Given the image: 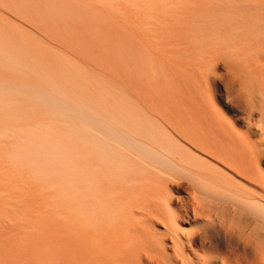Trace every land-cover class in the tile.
Instances as JSON below:
<instances>
[{"label": "bare ground", "instance_id": "bare-ground-1", "mask_svg": "<svg viewBox=\"0 0 264 264\" xmlns=\"http://www.w3.org/2000/svg\"><path fill=\"white\" fill-rule=\"evenodd\" d=\"M91 1H92V3H91L92 5L90 4V2L88 4V3H85L84 1L82 2L79 0H0V4L3 5V8H2V6L0 8L4 9V8H6L4 6H6V4H9L13 8H11V7L8 8V9H10V12L8 11V15H10L9 13H12L11 15L13 16L14 12L20 13V14H18V13L15 14L16 18L19 15H23V12L27 13L26 15L25 14L23 15V17H24L27 15L28 16L33 15L35 10H37V9L39 10V8H41V7L43 9L44 8L48 9L50 11H48V12L45 11L46 13L42 10V12H44L45 14H42L41 16L45 17L44 15H46L48 13L47 17H49V18L54 17L55 18V15H56V18L57 19L60 18L62 20V22L64 23L63 25L66 24L67 25L66 27L69 28V29L66 28V32L64 31L65 33L63 32L62 34H64V36H65V34L67 35L68 33H70V32L67 33V29H68V31H71L69 37L70 38L72 37L71 40L73 42H75L74 41L75 36L78 38L77 39L78 42L75 43V45L78 46L77 44L81 42L78 46V47H80V46H82L81 45L82 42H83V44L88 43L89 44L88 50H90V52L92 50L90 48L92 46H94L93 44L95 43L93 41V43L91 44L92 39L93 40L100 39L99 42L97 40H95L96 42H98V44H100L101 40H103L101 42H104V45L106 43L107 44L110 43V45L113 44V46L111 45L110 48L114 47V49H115L114 44L117 41L118 36H119V35L117 36V34L115 33V30H114V26H115L116 22L118 23V25H120L119 28L123 24L126 25L125 27L130 28V29L127 28V31L130 30V32L126 33L127 35L131 34V31L133 29L132 26H134L135 31L133 34H136L137 27L134 24L131 26V24L134 22L131 17L130 18L133 21L131 24H130L129 19H128L129 17L127 18L128 19L127 23H125L127 21V19L125 22H124V19H122L123 20V24H122V20H121L122 17L121 16L123 14L120 16L121 18L119 17V15H118V17H116V15H114V14L112 15V13H114V11L112 13L107 12V10L103 11V9H100V8L96 7V5L95 6L93 5V2H95V1H93V0H91ZM179 3H180V1H179ZM118 4H116V5H118ZM164 4H165V2H164ZM9 5H7V6H9ZM116 5H113V6H116ZM119 5L121 6V4H119ZM164 6H166V5H164ZM193 6H194V1H193V5L191 6V8ZM102 8H105V7H102ZM112 8H114V7H112ZM22 9H24V11L21 14ZM33 9H35V10H33ZM27 10L28 11L32 10L33 12L29 11L30 13L32 12V14L25 12ZM164 10H165V7H164ZM191 10H193V9H191ZM225 11H227V10H225ZM50 12H52V13H50ZM121 13H122V11H121ZM1 14L2 13H0V45L4 46V50H5V48L8 49L11 54L16 53L17 56L19 55L18 57L23 56L24 54L25 55L27 54L28 57L31 58L30 61H29V59H27V61L30 63V67H31L32 62H34L33 64H35V63L38 65L41 64L39 67L42 66V63H46V65H47V62H48V64L50 63L49 65H51V63H53V65H51L52 67L56 65L54 67L55 68L54 70H53V68L52 69L49 68L51 66H48V65L47 66L45 65V66L47 68H49L47 70L54 71L51 73V74L55 73V74H53L54 76L58 75L57 71H60V73L64 76L67 74H69V76H71V74L74 73L73 67H75L74 70L77 69V71L79 73L83 71L81 73V76H80V74L78 75V72L76 71L77 77H79V78L76 77L77 78L76 82L79 79H80V81H82V79L83 80L86 79L84 77L85 76L84 72L89 73L90 71L87 72V70L90 69V67H92V68L94 67L93 70L95 68L99 69V71L97 70V73L103 74V75H100V77L102 76L101 79L104 77L105 79L104 78L103 79L108 81L107 79H109L111 76H112V78L115 77L114 79L110 78V80L111 79H112L111 81L116 80L119 87L116 86V82L115 83L113 82V84H115V87H117V88L113 87L114 85L112 86L110 84V83H112L111 81H110V83L108 82L109 84H107L106 81L104 83V80H103V81L99 82L101 84H98V85L102 86V84H104L103 85L104 87L99 86L95 89H97V91L102 89L100 91V93L101 92H104V93L106 92L109 94H111V92H112V94L114 93V97L111 96L114 99L110 97V99H112L110 102V105L113 106V107L110 106L111 109H113L115 107L113 104H116V107H117L120 104V102H122V100L125 98V95H126V97L127 96L129 97V100L126 101V99L128 97L125 99V102H127V103L131 99L134 98L133 103H135V108H134L133 112L129 114L128 118L135 124V126L137 125L140 128V130H138L139 128L137 129L135 127V130L136 129L138 130V132H136V133L140 132V134H138V136L140 135L139 138L142 136H144V137L141 138V141H143V142H140V139H138L137 135L135 134L136 135V137H135L136 142H132V139L129 136L128 137L126 136V133H128V131H129L127 128L128 127L127 122H125L126 125H124L125 124L124 123V124H122V126H120L123 128V130H122V128L118 127L119 125H121L120 122L122 120L124 122L127 119V117L125 120L124 119L120 120V118L122 117L121 116L118 120V121H120L119 125H116V124H118V121H116V120L112 121V122H114L113 124H115V125L111 124V120H109L108 117L112 116V120H114V119H113L112 114L107 113V112L111 111V110H109L110 108L106 109V113H107L106 114L105 110H104L105 108L100 107V108H102L101 110L104 111L103 114L104 115L106 114L105 116L110 115V116L105 117V118L102 117L103 114L102 115L100 114L102 111L100 109L97 110V106L99 107V105L103 104L104 100H102V99L106 98V96L105 97L103 96L104 94L101 96V98L102 97H104V98L101 99V98H99L100 97L99 96L98 97L99 100H96V101L102 100V102H101V104H99L97 106H96V104H94L96 106V109H95L93 107V105L88 106L90 103L88 104V102L86 101L87 99L84 100V102L86 101V104L83 103L82 100L80 102H77L76 100L73 101L74 98L72 99V96L75 97L76 96L75 93L73 95L68 94L70 96L72 95L71 97L67 96L66 93H70L74 90V89L69 90L70 88L66 87V85L69 86V84L63 85V86H65V88H67L66 93H64V91H62V90L60 91V89H62V88L65 89L64 87L58 88V86L55 84V86H57V88H56L53 84L54 83L58 84V82H56V81H58V79H56L53 75H51V76H53L54 79H56V81L54 79H52V80H54V82H53L51 80L52 77L50 78L49 76H47L46 77L47 79L50 78L49 82L47 81L48 84L49 85L52 84L53 86L50 85L52 87L51 88L49 85H46L44 83L46 88L45 87H43V88H45V90L43 88L41 89V87H39L38 84L35 85L36 81L38 83V79H39V77H37L38 75L34 77V78L37 77L36 78L37 80L35 79L36 80L35 83L33 82V80L30 79V75H29V79L33 82V84H32V82H31V84L28 83V81H30L28 79V76H26V78H25V80L28 79V81H24V79H23L22 81H24V82H21L19 80L14 79L15 77H18V79L24 78L25 76H22V78H19V77H21L20 74L25 75L31 69L26 71V73L25 72L22 73V70L21 71L19 70L20 76H13V74H12V72H10V70H12L14 68V66H16L15 64L19 60H17L15 62L16 58L14 60V57H12V61L15 62L14 66L12 67V69H10L11 67H9V72L7 71L8 68H7V70L5 69V71H4V73L5 72H7L8 74L10 73L11 76L9 77V75L8 76L5 75L6 73L3 74L0 72V264H264V239H263L264 235H263L262 231H260L261 228H264V224H263L264 223V216H262L264 214L263 213L264 212V171H263L264 168L262 166L260 167V163H261L262 159L264 160V138H260L258 140H255L258 138V136H254V137H257L254 139L253 135L255 132L252 133L251 128H249L250 125H249V127L247 126L248 128L245 127V128H247V129H244L245 131L244 130L242 131V129L240 130L236 127L237 125L236 126L234 125L231 117L229 118L228 116H225L226 115L225 111H224L225 115L223 114L222 111L224 108L221 109L222 111L219 110L220 108L218 109V105L216 104L217 102L215 103V105H217V108H216V106L213 104L214 101L210 100V98H209L210 96L208 97L205 94L206 92L204 91V86H206V88L208 87L207 85H205V80H206V78H208V77L204 76L205 73H203V72L200 73L201 77L199 78V81H198V78L196 79L192 76L190 77V73L188 74V71H190L187 68L188 65L185 68L181 67L183 65H181L178 69L173 68V66H172V64H173L172 59L173 58H172V56L169 55L171 53H167V52H169V50L172 51V49L169 48V47H171V45L166 44L165 46L167 48L166 47L165 48L167 50L163 49L166 52V56L171 57V62L169 60V63H172V64L170 65L167 62V60L169 58L167 59L164 56L160 55L161 51H163V50H160L162 44L159 41H158V43H156V44H161V46H159V45L156 46L157 50L155 49L156 44H153L155 41L154 38H153V40L150 39L153 41L152 42L153 46H151L149 44V43H151V41L150 42H148V41H149V38L152 37L151 36L152 33H151V35H149L150 37L148 36L149 38H147L144 33L141 35L142 37L146 38V39L144 38L146 41H144L143 38L142 39H143V42H148L147 44L149 46L147 45V47L148 48L150 46L152 47V50L148 49L146 46H145V48L140 50V51H143L142 52V53H144L143 55L141 52L138 53L139 48L137 50L134 49L135 51H132V54H130L131 43L128 42L129 40H127V36H124V37H126V39L124 38V40H126L128 45H130V46H128L125 43L124 48L126 51L128 50L127 52H129L131 57H130V55H128L127 52H126V54L128 56L123 55V57L124 56L128 57L125 59L129 63H130V61L132 62V60H133V63L138 61L137 62L138 64L137 65L135 64L134 68H133V65L132 66L128 65L130 68V71L128 72V70H127L128 66H126L125 65L126 62L123 61L124 58L123 59L121 57H120L121 59L119 58V56H122L121 54L118 55L120 52H122V53L124 52V54H125V51H119L118 52V50L120 48L119 49L116 48V49H118L117 54H116V52L112 53L113 56H116V58L113 57L115 60V63H113V64H115V66H117V67L122 65V67H120L121 69L124 68L123 64L125 65L126 68H124L125 70L123 69V72L124 71L128 72L127 73L128 79L131 82H132V80H131L132 78L135 77V79H136V81H133V85H132L129 80H128L129 83L127 82V77H126V79L124 78L126 73L124 76H122V80H119V77L117 76V74L122 71L120 68H119L120 71L116 74V72H114L115 70H113L115 68V66L110 65V67L113 66V68L112 67L111 68H112V71L116 75H114V73L112 71H109L110 73H108V71H107L108 68H106L107 66H105L108 63H106L104 65L105 68L102 71L103 66L101 64L100 65L98 64L101 60L100 61H98L99 59L97 60V62H98V63L96 62L98 64V66H97V64L95 62L93 63L90 61V60H93L91 58L94 55H91V57H90V55L88 54L90 57V60H89L91 62V64H90V62L88 61V58H89L88 55H87V57L85 56L86 52L84 53V51H80L82 48H80V50H79L78 47L76 48V46H74L76 48V50L75 49L72 50L73 46H72V48L67 47V46H70L69 43L71 41L68 42L69 39L67 40V42L62 41V44L64 45L63 51L66 50L67 48H69L71 50L68 49L67 51L68 52L72 51V53L69 54V53H67V51H65L66 52V54H65V52L61 51L62 48L57 47V46L62 47L63 45L62 44L60 45L59 41H58L59 44L57 42H54L55 39H53V37H54L52 35L53 33L48 35L49 37L52 35L53 36L52 38H49L48 36L45 37V35L43 38L42 34H43L44 29H41L43 27H40V26H44L43 23H45V22L47 24V22H48L47 20L44 22L41 20H37L35 18L36 15L34 14L33 15V16H35V17H33V20L35 18L34 24H36V23L40 24V22H38V21H41V23L43 22L41 25L38 24L39 29L37 28V26L35 27L37 29H35L33 26L34 24L32 25L33 27L30 26V24L29 25L28 24L27 25H21V26H30V27L34 28L36 31H41L39 33L42 35V36L40 35L41 36L40 39H43L45 44L47 41L46 39H48L49 42H53L54 44H57L56 46L52 45L51 47H53V48L56 47L59 49V51L53 50L52 48L50 49L49 44H48L49 49L53 50V51H50V52L49 51L48 52L43 51L45 49V48H43V46L45 47V45L42 46L43 42H40L39 39L37 41V38H36L37 34L36 35L34 34L36 37L33 36L35 38L34 40H36V41H34L31 37H28L27 34L24 33V30H22V32H20L21 30H17L14 28L15 26H17V28H18L19 24H21V23H19L20 21L19 22L17 21L18 25L14 24L15 26L12 27L10 23H12L11 21H13V19L10 17L12 20L10 19L11 21L9 20L10 21L9 22L6 19V17L4 18V16H2ZM116 14H120V12H118ZM160 14L162 15L163 13L160 12ZM5 15H7V14H5ZM135 15H134V18L136 17ZM174 15H176L175 12H174ZM128 16H130V15H128ZM23 17L22 16L19 17V20H21V22H23V20L26 19V17L24 19H23ZM261 17H259V19H262ZM77 18L81 19V21L83 20L82 25H85L89 29V31H92V32H89V35H88L90 38H88L87 35H85V33H81V31L85 32L83 26H82L83 30L82 29H81V31L75 30V29H78L77 26L79 24V22L76 20ZM117 18L119 19V21L117 20ZM140 18L141 17L138 16V19H140ZM217 18H219V17H217ZM29 19L30 18H28V20H27L28 23L32 24V21ZM42 19H44V18H42ZM55 19H53V20H55ZM157 19L159 20V18H157ZM14 20L16 22L17 19H14ZM57 21H59V19ZM49 22L52 23V21H50V20H49ZM54 23L55 22L53 21L52 25ZM134 23L137 24V20ZM138 23H139V21H138ZM144 23H146V22H144ZM55 24H54L55 29H54V27H52V28H49V30L54 29V32H56L55 34H57V32H58L57 30H59V32H60V28L58 29V25H60V23L58 24V22H57ZM140 24L141 23H139V26H140ZM183 24H185V23H183ZM142 25H144V24H141V27H142ZM60 27H63V26L61 25ZM125 27L123 28V26H122V29L126 30ZM131 27H132V29H131ZM44 28H45V26H44ZM70 28L72 30H70ZM148 28H150V27H148ZM25 29H26V27H25ZM147 29H146V31H147ZM49 30H48V32H49ZM123 30H121L122 34L125 32ZM28 31H31V29ZM28 31L26 33H28ZM73 31H76L77 34L80 33L81 37H82V38L81 37L80 38L83 41L80 40V38L78 37L80 35H76L74 33L75 36H73V35L71 36V34H73L72 33ZM116 31L117 32L119 31L118 28ZM138 31H139V29H138ZM233 31H234V29H233ZM233 31H232V33H233ZM204 32L205 31H203V33ZM33 33H35V32H33ZM119 33L120 32H118V34ZM205 33L207 34L208 32H205ZM29 35H30V33H29ZM139 35L140 34H138V36H137V34H136V36L133 35L134 37H136V39H135V40H137L136 42H139L140 38H137V37H140ZM203 35H205V34H203ZM40 36L38 35V37H40ZM128 36H130V35H128ZM173 36H174V34H173ZM69 37H67V38H69ZM85 37H86V39H85ZM201 37H203L202 34H201ZM60 38H61V36H60ZM129 38H131V36ZM231 38H232V36H231ZM84 39L88 40V42L85 41ZM89 39H91V40H89ZM119 39H120V37H119ZM43 40H41V41H43ZM59 40L61 41V39H59ZM120 40H122V39H120ZM124 40H122L120 43L122 44V43L126 42ZM130 40L135 41L134 39H130ZM199 41L201 42V40H199ZM64 42H66L67 44ZM136 42L132 44V50H133V48L138 47L137 46L138 43H136ZM170 42H172V41H170ZM181 42H179V43H181ZM39 43H41L42 48H41ZM47 43H48V41H47ZM116 43L118 44L119 42L117 41ZM141 43H139V44H141ZM51 44L52 43H50V45ZM88 44L86 45L87 47H88ZM101 44L103 45V43H101ZM181 44H179V45H181ZM203 44H204V42H203ZM262 44L264 45V43H261V45ZM125 45H127V46H125ZM133 45H136V46L134 47ZM203 46L205 48H207V45H203ZM84 47L85 46L83 45V48ZM139 47H140V45H139ZM141 47H144V43H142ZM46 48H47V44H46ZM162 48H164V47H162ZM172 48H173V46H172ZM176 48H178V47H176ZM85 49H86V47H85ZM85 49H83V50H85ZM111 49H110V51L114 50V49H112V50ZM260 49H262V48L260 47ZM2 50L3 49L1 48L0 52H1L2 56L5 55L4 53L7 54V52L2 53ZM8 50H6V51H8ZM94 50L92 52H94ZM158 50H160V52ZM213 50L216 51L215 48ZM73 51L75 53H76V51L78 53L80 51L81 53H79V54L81 55L83 53L82 54L83 56H79V54H75L76 55L75 56L73 54L74 53ZM86 51H87V49H86ZM155 51L156 52L158 51L159 53L158 52L155 53ZM208 51H210V50H208ZM211 51H212V49H211ZM92 52H91V54H92ZM176 52H177V50H176ZM10 53H8V55H10ZM20 53H23V54H20ZM87 53H89V51H87ZM136 53H138L140 59H143V60H140L139 58H137L138 60H136L135 59L137 57ZM163 53L164 52H162L161 54H163ZM261 53H263L262 50H261L260 54ZM72 54L75 57H73ZM177 54L179 55L178 52H177ZM177 54H175V55L177 56ZM185 54H183V56ZM255 54H256V52H255ZM12 55H15V54H12ZM58 55H59V57H58ZM110 55H108L109 58H110ZM134 55H136V57L133 59H130V58L134 57ZM2 56L0 58H2V60H3V58L6 57V55L4 57H2ZM17 56L15 55V57H17ZM69 56H71V57H69ZM143 56H145V57L143 58ZM181 56H182V54L177 56V57H179L177 59L178 60L181 59L183 57V56L182 57ZM23 57H25V56H23ZM78 57H80V59ZM83 57L85 58V62H82L84 60V59H82ZM210 57H211V54H209V56L207 58L209 59ZM71 58H73V59H71ZM147 58L150 62L148 60H146ZM214 58L216 59L215 52H214ZM17 59H19V58H17ZM86 59L89 62V65H90V66H88L89 68L87 67L88 62L86 61ZM105 59H106V56H105ZM105 59L102 60L103 61V62H101L102 64H104ZM127 59H129V61ZM134 59H135V61H134ZM262 59H264V58L262 57L261 60ZM9 60H11V59H9ZM117 60L120 61L118 64L119 66L117 65V63H118ZM21 61H22V59H21ZM25 61H22V62H25ZM94 61H96V60H94ZM113 61L111 60L110 62H113ZM13 62H7V64H9V66H10V63H13ZM106 62H109V61L107 60ZM226 62H228V61H226ZM29 63L27 64V62H26V63H22V64L29 65ZM83 63L84 64L86 63V67H84L85 65ZM120 63H121V65H120ZM143 63H145V64H143ZM212 63H214V62L212 61ZM248 63H249V61H248ZM58 64L60 65L61 68L59 67ZM73 64H75V65H73ZM92 64L94 66H92ZM95 64H96V66H95ZM141 64L143 66H141ZM146 64L149 67V69H147L148 67L146 66ZM229 64H230V62H229ZM17 65H20L19 67H23V68L25 67L19 63H17ZM76 65L80 69L78 67H76ZM206 65H207V63H206ZM213 65H215V64H213ZM6 66L7 65H5V67L3 66V70H4V68H6ZM34 66L37 67L35 69L39 70L38 66H36V65H34ZM101 66H102V69H101ZM1 67H0V71H2ZM46 67H45V69L43 68L44 71H47ZM210 67H211V65H210ZM230 67L228 66V68H230ZM248 67L249 66H247V68ZM28 68H29V66H28ZM57 68H59V69H57ZM186 68L188 69V71ZM212 68H211V71H212ZM242 68H243V66H242ZM242 68H240V70H239V68H237V70L240 71V74H241V71L243 73L245 72L242 70ZM15 69L18 71L17 68H15ZM15 69H14V71H15ZM132 69H133V71H132ZM249 69H250V67H249ZM32 70L35 72L34 68ZM93 70H91V71H93ZM105 70L108 74L106 72H104ZM229 70H231V69H229ZM256 70H259L260 72H258V71L253 72L252 69L247 70L246 76L244 75L245 77H242V79H240L238 77L239 80L237 79L238 80L237 83H236V81H234L235 77L233 76V74L230 75V77L231 76L234 77L232 79V81L235 82V87L232 88V86H230V85L233 83L228 82L229 83L228 86H230V88H232L233 91H232V89H230L232 92L229 90L228 91L229 93H227V91H226V94H227L226 97L228 96L227 98H230L232 96L233 99H236L237 101L241 102L242 105H244L245 108H247V110L249 109L248 110L249 114L251 113L249 111L253 110V112H255V115H257L258 113L256 114L257 111H254V109L258 110L259 115H260L259 118H261L260 125H261V127L264 128V93H263L264 89L263 90L260 89V86H262V78H264V76L262 78L259 76L260 74L263 75L264 72L261 73L260 69H256ZM14 71H13L14 75L19 73L17 71H15V72H17V73H15ZM100 71H101V73H100ZM211 71L210 72L208 71L209 72L208 74L211 75ZM132 72L134 74V77L131 78V75H129V74H131ZM238 72H237V74H238ZM97 73L94 72L92 76H97V78H98ZM105 73L107 76L104 75ZM122 73H120L118 75H121ZM216 73H217V71H216ZM233 73L236 74L234 72V70H233ZM61 74H59V75H61ZM109 74L110 75L112 74V75L109 77L108 76ZM133 74H132V76H133ZM195 74H197V73H195ZM240 74H238V75H240ZM46 75L47 74L45 73V76ZM59 75H58V77H59ZM62 75L60 76L61 78H63ZM113 75H114V77H113ZM212 75H211V77L213 78ZM242 75L243 74H241V76ZM89 76H87V78ZM129 76H130V78H129ZM196 76H198V75H196ZM235 76L237 77V75H235ZM116 77H118V78H116ZM89 78L91 80V77H89ZM95 78L96 77H94V79ZM231 78H230V80H231ZM73 79L75 80L74 77H73ZM67 80H69V78L65 79V81H67ZM71 80L72 79H70V81ZM86 80H87V82H86V84H87L88 79H86ZM209 80H211L209 82H211V84H213L212 83L213 79H209ZM80 81H78V82H80ZM95 81L96 80H94V81L91 80L92 83H94ZM84 82H85V80H84ZM91 82H90V85L92 87H94L95 85H92ZM64 83H66V82H64ZM62 84H63V82H62ZM72 84L76 86L75 83H72ZM82 84H83L82 85L83 87L81 86V89L85 88V92H86L87 91L86 88H88L89 86H84L85 85L84 83H82ZM95 84H96V82H95ZM105 84L108 85V87H106ZM202 85H203V87H202ZM47 86H49V87H47ZM96 86H97V84H96ZM213 86H214V84H213ZM110 87H113L112 90ZM47 88H51V89H47ZM53 88H56V89H53ZM103 88L105 89V91ZM81 89H80V91H81ZM117 89H118V91H120L119 89H121V91H120L121 93L126 92V94H120V95H122L123 99L121 96L118 95L119 92L116 93L115 91H113V90L117 91ZM227 89H228V87H227ZM46 90H47V92H46ZM48 90L51 91V95L53 93H55V94H53L55 96L56 94L58 95L60 93V96H62V98L66 97V99L68 98L67 100H70L67 103L66 102L67 100L65 98H64V100L62 99L61 101L59 99H56V100H58V102L60 101V103L65 104L63 106H66V104H68V106H69V102L71 104L74 103L75 107L72 105L74 108H72L71 104H70L71 107L69 106V108H72L73 111L71 112L70 110H68L72 114H74L73 112H75L77 110H78L77 111L78 114H80V112H82V113L84 112V114H83V117H85L84 121L82 120V118H83L82 114L80 115L81 117H79V115H76L77 112H75L76 113L75 115L78 118V120H76L77 124L80 121V119L82 122L81 123L79 122V123L83 124V122H87L92 118L91 120H94V121L90 120V122H94V123H92V125H91L90 122H87L88 124H83V127L89 128L90 126H93L92 128L90 127L91 129L90 128L89 129L93 130V132H94L95 131L94 129H96L98 131L100 129V127L102 126V124L104 123V125L102 126V129L104 128L103 130L106 132H104L103 130L100 129L99 133L96 131V132H94V134H98L99 136H102L103 133H109L106 135L107 136L110 135L111 139L114 140V143L116 142V144L118 143V145H119V143H120V145L125 144L124 145L125 150L121 151V150L117 149V148H122L124 146H121V147L119 146L117 148H114L110 144L108 145V144L104 143L103 140L97 139V137H96V139H92V138H88L89 137L88 136L87 138H84V140H82V141L80 140L82 137H79L80 138L79 140H76L77 138L74 137L75 141H73V140H71L72 137H71V139H69L67 137V134H60V133H58L59 131L57 132L56 130H54V127L56 126L55 123H54V125H55L54 126L49 121L53 120V114L52 113L55 114V112L51 108V106L55 102L53 101V103H52L51 100H53V99H51V95L48 92ZM88 90H90L89 96H91L92 91L89 88H88ZM208 90H206V91H208ZM94 92H96V91L94 90ZM62 93H64V94H62ZM128 93H129V95H127ZM131 93H133V94H131ZM88 94H87V96H88ZM109 94H107V95H109ZM228 94H231V96L229 97ZM53 95H52V97L55 98ZM98 95H100V94H98ZM82 96H83V91H82ZM41 97H43V98H41ZM107 97H109V96H107ZM119 97H121V98H119ZM130 97H133V98L130 99ZM78 98H79V96H77V98H75V99H78ZM91 98H92V96H91ZM227 98H226V100H227ZM232 98H230V99H232ZM110 99H107V98L105 99V100H108V101H106L107 103L104 101L105 107L107 106V104H109L108 102L110 101ZM115 99H118V100L120 99L121 101L119 100L120 101L119 102ZM78 100H80V99H78ZM90 100H92V99H90ZM113 100H115L116 102H114ZM62 101H64V102H62ZM93 101H95V99ZM76 102L78 104L80 103L79 105H81V107H79ZM75 103H76V105H75ZM91 103H93V102H91ZM50 104H52V105L50 106ZM56 104L58 105L57 102H56ZM56 104H54V105H56ZM133 105L134 104H131L130 108H127V110H132ZM76 106L78 108L82 109L83 111L80 109H77ZM83 106H84V109L86 108L85 111L88 112L87 114H85L86 112L84 111ZM234 106H236V105H234ZM61 107H62V105H61ZM87 107L89 109H87ZM107 107H109V105ZM131 107H132V109H131ZM226 107H227V105H226ZM92 108H94L96 113L99 114V116H101V120H100V117H98V116L96 117L93 115L94 114L93 112H95V111H93ZM245 108H243V109H245ZM57 109L59 110V114H62L61 115L62 119H63L62 116H64V117L69 116L68 114L70 112L66 116V114H63V112H62L63 110L62 111L60 110V107H57ZM62 109H64V111L67 110V108H65V107H63ZM74 109H75V111H74ZM116 109H114V111H116ZM87 110H89L91 112H89ZM121 110L123 111L124 109L122 108ZM127 110H126V112H127ZM241 111H239V112H241ZM244 111H242V112H244ZM115 113H114V115H115ZM121 114L124 117L125 113L124 114L120 113L119 115H121ZM127 114L128 113H126V115ZM245 114H246V112H245ZM55 115L57 117L58 112H56ZM89 115H90V117H89ZM91 115H93V116H91ZM69 117H71V116H69ZM69 117L66 119H69ZM61 118H59L57 120H60ZM88 118H90V119L88 120ZM97 118H99L100 121ZM107 118L109 121L108 120H104V121L109 122L111 124L110 126H113V127H110L108 125L109 123L107 124L104 121H102L103 119H107ZM237 118H235V120ZM66 119H64V120H66ZM75 119L76 118H73L72 120L69 119V121L75 122ZM69 121H66V122H69ZM243 121H245V120L243 119ZM96 122H98L99 128L98 127L96 128V126H97ZM95 123H96V125H95ZM63 124H64V122H63ZM253 124H254V122H253ZM86 125H88V126H86ZM243 125H245V124H243ZM107 126H108V128H110L108 130V132H107ZM114 126L118 127L122 131L120 130V132H119V130L117 128L114 130V128H115ZM64 127H65V125H63V128ZM124 127H126L125 130L126 129L128 130V131H125V133L123 132ZM59 128H61V127H59ZM241 128H243V127H241ZM252 128H254V127H252ZM258 128H260V127H258ZM61 129H59V130L64 132V130H61ZM83 129H81V132H84V131H82ZM111 129H113V130H111ZM260 130H262V129H260ZM260 130H259V132L261 133ZM255 131H256V129H255ZM114 132L118 133L121 136L123 135V136L122 137L120 136L121 138H119V140H118L119 136H117ZM76 133H77V131H76ZM79 133L80 132H78L77 134H79ZM100 133H102V134H100ZM256 133H257V131H256ZM262 133H263V135L262 134H260V135L263 137L264 132L262 131ZM70 134H68V135H70ZM88 134H89V132H88ZM124 134H125V137H124ZM260 135H259V137H261ZM73 136H75V135H73ZM114 137L117 139V141H115ZM122 138H125V140L128 139L127 142H129V144H132L134 147H136L138 151L136 150V148H135V150L138 153H139V149H141V146H142L141 143H144L145 146H149V147L151 145V147H152L151 149H146L147 150V155L145 153L146 158L149 155L151 157V154H152L151 152L155 153V151H156L157 153L162 154L163 159L165 158L167 160V162H165L166 165H168L167 163H169V162H170L169 164H171V162H174V163L176 162L175 165L173 163H172V165H168L169 168L170 167L171 168L176 167V169H177L178 167H182L180 165L183 163L185 164V161H186V163L189 162L193 165H196L198 167L196 169H199V168H201V170L205 169L207 171L206 173H207L208 178L203 171L198 170V171H200V173L198 172V176H200L199 178L202 177L201 179L203 181L205 178H207V179H205V182H206V180L208 182L209 177H210L211 183L210 182H208V183H210V185L214 184L215 187L216 186L218 187V189H220V187H221V189H220L221 191L220 190L218 191L216 188L215 190H212V189H210L211 191L208 190L209 193L208 192L205 193L207 188L200 186L201 188H203L201 193L204 190L203 194H201L199 192L196 193V194L201 195V196L199 195L200 199H199L198 195L194 194L198 198L197 199L192 194L195 197V199H197L196 202H201L202 198L205 201V198H206L205 195L207 193H208L207 198H209V199H210V196L211 197L219 196V197L224 198L225 197L224 195L227 193V195L229 197V198L227 197L228 200L232 199L231 203H234V204L233 205L230 204V206L228 204L227 207H225L226 204L223 206L222 204L218 203L219 204L218 206L221 207L222 209H225V210H227L226 208L230 207V210H232V212L234 214H232L233 216H230L232 218L229 217V219L232 220V219L236 218L235 214H239L241 217H243L241 220L244 221V222H242V223H244V225L241 224V225H243V226H241L237 220L238 224L240 225V226H238L236 224L235 219L233 220L235 222V224L233 223L234 225L231 223L228 225H225V222L223 221V219H220L222 217L223 213H222V215L220 214L221 217L219 218L217 216V214L215 213V211H213V205L211 203H210V206H207L208 208H205V209L199 208L198 210H192V213L189 212L191 206L189 204H187L190 207L188 209L189 211H187V210L184 211L185 215H182V216L186 217V220H185L184 219L185 217L180 216L181 213L178 215L177 210L175 211L177 206H175V207L173 206L174 211L172 210L173 207L170 208V206H169V203H170V201H169V190L167 189V186H168L170 178L173 181V179H172L173 177H171L173 175L171 173L165 172V171H164L165 173L163 172V175H162V171L159 172L160 170L157 171L156 169H153V168L146 166L145 164H143V163H145L144 161H143V163L139 162L137 157L140 154H138V156H137V154H135V152H134V154L136 155V158L134 157L135 159H133L132 157H130L129 153L128 154L125 153L129 146H128V144H126L127 142H124V139L122 141ZM146 138L151 139L150 145L148 143H146ZM107 139L110 140L109 138H107ZM142 139H144V140H142ZM113 140H111L110 142H112ZM137 141H139L140 143H138ZM153 144H154V146H152ZM122 149H124V148H122ZM149 158H147V159H149ZM152 158L155 159L153 156H152ZM159 158H160V156H159ZM161 158H160V161H161ZM144 159H142V160H144ZM177 163L179 164V166ZM173 165H174V167H173ZM194 168L189 169L187 167L188 171L189 170L193 171ZM178 169H180V168H178ZM162 170H165V167H163ZM169 171L171 172V169ZM192 171L190 172L191 174H192ZM172 172H173V170H172ZM196 172H197V170L195 172L193 171V175H191L189 173L192 176V180L194 179L193 178V177H195L194 173H196ZM201 172H203L202 174L205 176H202ZM166 173H168L167 174L168 176L165 175ZM181 173L182 172L180 171V174ZM164 175L166 177H169V179L167 180ZM198 176L196 175V179ZM181 179H182V176H181ZM182 180H180V181H182ZM197 180H199V179H197ZM197 180H195V182L193 180L194 185L196 184ZM172 183H175V181ZM200 183H201V181H200ZM184 184L186 186V183H184ZM179 185H181V184H179ZM192 185H193V183H192ZM177 186L178 185L176 184V189H177ZM193 186L191 187V185H190V187H189L190 189H188V190H186V187H185V189L184 188L183 189L185 191H188V192H189V190L193 191L195 188ZM173 187H175V186H173ZM179 187L180 186H178V188ZM222 187H223V189H222ZM192 188H193V190H192ZM201 188H199V189L201 190ZM210 188H211V186H210ZM172 189H174V188H172ZM213 189H214V187H213ZM225 189H226V193L223 194L222 190L224 191ZM184 190H183V192L186 193ZM200 190H198V191H200ZM176 194L175 195L173 194V195L176 196ZM192 195L191 196L189 195L191 198L190 199L191 201L193 200ZM189 196H186V197H189ZM222 198H220V199H222ZM172 199H171V201H173ZM180 199L182 200V198H180ZM209 199H207V200H209ZM178 201H180V200L178 199ZM204 201H202V203H204ZM223 201H221V203H223V204L226 203ZM228 202L229 201H227V203ZM177 203L178 202H176V204ZM187 205H186V207H187ZM195 205H196V203L194 202V206ZM250 206L251 207H253V206L257 207L258 206V207H261V209H263L262 212H258V210H256L257 214L261 213L260 215H257L258 219L255 218L256 220H253L254 217L251 219L250 215H248V211H249L248 207H250ZM183 209H182V211H183ZM258 209H260V208H258ZM252 211L254 213V210H252ZM219 213H220V211H219ZM190 217L192 218V220ZM225 218H226V216H225ZM238 219L240 220L239 217H238ZM188 220L190 221V223L192 222L193 224L191 225L188 222ZM260 220H262L263 222H261ZM245 222L246 223L248 222L251 225L253 224V226H251L252 228L250 227L249 224L246 225ZM240 223H241V221H240ZM156 225L161 227V229L159 228V231L161 230V232H158L155 230V229H157V227L154 229V226H156ZM186 226H187V228H186ZM189 227L190 228L192 227V230L189 229L190 231L188 232ZM183 229H185V231H187V232L183 231ZM221 234L223 235V239L225 237L227 238V239L226 238L225 239H226V241L228 240L227 241L229 243L228 246L233 249V252L232 251L226 252L229 247L228 248L225 247V248H227L226 251L225 252L221 251V253H219L220 252L219 249H218L219 252L213 250L211 245L214 246V244L216 243L215 241H218L220 239V237H219V239L216 237L218 240L214 239V237L215 236H221ZM213 239L215 240L214 241L215 243L213 242ZM219 241H221V240H219ZM212 242H213V244H212ZM217 244H218V242H217ZM198 246H200L201 249H204V250H201V249L199 250ZM223 246H224L223 244H222V247L218 245V247H221V248H223ZM211 250H212L211 253H212L213 258H209L211 255L210 253H209L210 255L208 254L209 257L206 255V253L205 254L199 253V251H202L204 253V252H208V251L210 252ZM215 250H217V248H215ZM215 254H217V255H215ZM213 255H215L217 257H214Z\"/></svg>", "mask_w": 264, "mask_h": 264}, {"label": "rangeland", "instance_id": "rangeland-1", "mask_svg": "<svg viewBox=\"0 0 264 264\" xmlns=\"http://www.w3.org/2000/svg\"><path fill=\"white\" fill-rule=\"evenodd\" d=\"M79 1H84L85 3H88L89 4V2H90V4L92 3V1L91 0H79ZM87 1V2H86ZM93 1H95V2H93V5L95 6L96 5V7H98V8H100V9H103V11L104 10H107V12H109V13H112L113 11H114V13H112V15L114 14V15H116V17H118V15H119V17L121 18V20L122 19H124V22L126 21V19L128 18L129 19V22H130V24L134 21V22H136V20H137V24L136 23H132L131 24V26L134 24V25H136V27H137V30H136V34H137V36H138V34H140L139 36L140 37H137V38H140L139 39V42H136L137 40H135L136 39V37H134L133 35H135L136 36V34H133L134 33V31H135V29H134V26H132L133 27V29H132V27H131V29H132V31H131V34H128V35H130L131 36V38H129L130 36H128L126 33H128V32H130V30L129 31H127V28L128 27H125L126 25L125 24H123V20H122V26H123V28L125 27L126 28V30H123L122 29V26L119 28V26L120 25H118V23L116 24L115 23V26H114V30H115V33L117 34V36H118V39H117V41L119 42L118 44L115 42V49H114V47L112 48V49H114L113 51H110V46L112 45L113 46V44H111L110 45V43H106L105 45L107 46H105L104 45V42H101V41H103V40H101L100 41V44H98V42H99V40L100 39H95V40H97L98 42H96L95 40H93L92 38V41H91V44L93 43V41L95 42L93 45L94 46H90L91 48L90 49H92L91 50V52L94 50V52H92V54H91V52H90V50H88V48H89V44L88 43H86L85 41H87L88 42V40H85L86 39V37H85V43L86 44H83V42H82V46H80V47H78L79 46V44L81 43L80 41V43H78L77 45L78 46H76L75 45V43H77L78 42V38L74 35V33L76 34V35H80V36H78L79 38L81 37V34L79 33V34H77L76 33V31H78V30H80L81 31V29L83 30V28H84V30H85V32H83V31H81V33H85V35H87V37L88 38H90L88 35H89V32H92V31H89V29L85 26V25H82L83 24V20L81 21V19H79V18H77L76 20L79 22V24H78V29H75L76 31H73L72 33L73 34H71V36L73 35V36H75L74 37V41L75 42H73L72 40H71V38L69 37L70 36V33H71V31H68V27H66L67 25L65 24V25H63L64 23L62 22V20L60 19V18H58L59 19V21H57L58 19L56 18V15H55V18L57 19H55L54 17L53 18H49V17H47V14L46 15H44L45 17H43V16H41L42 14H45L46 12L45 11H50V10H48V9H43L42 7L41 8H39V10L37 11V10H35V9H33V10H35V12H34V14L36 15V17L35 16H33V15H31V16H24L23 17V15L25 14H27V13H24L23 11H24V9H22V11H21V14H22V12H23V15H19L17 18H16V13H18V12H14L13 14V16L11 15L12 13H9L10 15H8V11L10 12V9H8V8H10L11 6L9 5V4H6V6H4V7H6V8H4V9H1L0 8V13H2L1 15L2 16H4V18L6 17V19L9 21L11 18L13 19V21H11L12 23H10L11 24V26L12 27H14L15 25H18V23H17V21L19 22V23H21V24H19V26H18V28L21 26V25H29L30 24V26H32L34 23H35V18L37 19V20H41V21H48L47 22V24H46V22L45 23H43V25L45 26V28H44V26H40V27H43V28H41V29H44V31H43V36L41 35V34H39L41 31H36L35 29H37L38 28V26L39 25H41L42 23H41V21H38V22H40V24L38 25L37 23L36 24H34L33 26H34V28L37 26V28H32V27H30V26H21L19 29L17 28V26H15L14 28L15 29H17V30H21L20 32H22V30H24V33L25 34H27V36L28 37H31L33 40L35 39L33 36H35L36 34V38H37V41H38V39L40 40V42H43L42 43V46L43 45H45V47L43 46V48H45L43 51H45V52H50V51H53V50H58L59 51V49L58 48H53V47H51L52 45H54V46H56L57 44H54L53 42H49V40L48 39H46L47 41H48V43H47V41H46V44H47V48H46V44H45V42H44V40L43 39H40L41 38V36L44 38V35H45V37L46 36H48V35H50V34H52L49 38H52L53 37V39H55L54 40V42H57L58 43V41L60 42V45L62 44V41H66L67 42V40H68V42H70L69 44H70V46H67V47H69V48H72V46H73V49L72 50H76V48L78 47V49L80 50V48H82L80 51H84V53L86 52V57H87V55L89 54L90 55V57H91V55H94V56H92V58L91 59H93V60H90V57H89V55H88V61L90 60L91 62H97V60L98 61H100L98 64L100 65H102L103 66V69H102V66H101V69H102V71L104 70V68H105V66H107L106 68H108L107 69V71H108V73H110L109 71H112V68H113V66H111L110 67V65H114L115 66V64H113V63H115V60H114V58L113 57H115L116 58V56H113L112 55V53L113 52H116V54H117V50H118V52L119 51H125V54H124V52L122 53V52H120L118 55H122V56H119V58L121 57L122 59L124 58H128V57H126V56H124L123 57V55H127L126 54V52L128 51H126L125 50V48H124V44L126 43L127 45H128V43H127V41L126 40H124V38L126 39V37H124V36H127V40H129L128 42L129 43H131V46L130 45H128V46H130L129 48L131 49V51H130V54H132V51H135L134 49H138L139 51H138V53L139 52H143V51H140V50H142L143 48H145V46L147 47V43L148 42H150L151 41V43H149L151 46H153V44H156V43H158V41L162 44V46H161V44H156L155 45V47L157 46V45H159V46H161V48L162 47H164V48H160V50H163V49H166L167 47L165 46L166 44H170L171 45V47H169L170 49H172V51L171 50H169V52H167V53H171V54H169L170 56H172V60H173V64L172 63H169V60H170V62H171V57L170 56H166V52L163 50V51H161V53L162 52H164L163 54H161L160 53V55H162V56H164L165 58H169L168 60H167V62H168V64H172V66H173V68H179L181 65H183V66H181V67H183V68H185L187 65V68L190 70V71H188V69H187V71H188V74L190 73V77L192 76V77H194V78H198V81H199V78L201 77L200 76V73H205V75L204 76H206V77H208V78H206V80H205V85H207L208 87L206 88V86H204V91L206 92L205 94L210 98V100H212V101H214V105H215V103L218 105V109L220 110V111H222L221 109H223V114L225 115V113H226V115L225 116H228L229 118L231 117V119L233 120L232 122L234 123V125L238 128V129H242V131L244 130V129H247L248 127H249V125H250V127L249 128H251V130H252V133L253 132H255L254 133V135H253V137L254 136H258V138L257 137H254V139L255 138H257V139H255V140H258V139H260V138H264V136L262 137L260 134H262L263 135V133H262V131L264 132V128L263 127H261V125H260V123H261V118H259V112H258V110H256V109H254V111H257L256 112V114L257 115H255V112H253V110H251V111H249V112H251L250 114L248 113V110H247V108H245V106L244 105H242V103L241 102H239V101H237L236 99H233L232 98V96H231V94H228L229 95V97L230 98H232V99H230V98H227L226 97V91H227V93H229L228 91L230 90V89H232L233 87H235V82L234 81H236V83H237V81L239 80V78L240 79H242V77H245L246 76V72H247V70H251L252 69V71L253 72H255V71H258V72H260L259 70H256V69H260L261 70V73H263L264 72V59H262L261 60V58L263 57L264 58V45L262 44L261 45V43H264V0H93ZM98 1V2H97ZM118 1V2H117ZM179 1H180V3H179ZM193 1H194V6L191 8V6L193 5ZM6 2V1H5ZM164 2H165V4H164ZM99 3V4H98ZM121 4V6L119 5V4ZM116 5V4H118V5H116V6H113V5ZM179 4V5H178ZM258 4V5H257ZM7 5H9V6H7ZM92 5V4H91ZM164 5H166V6H164ZM176 5V6H175ZM2 6V8H3V5H1L0 4V7ZM123 6V7H122ZM128 6V7H127ZM198 6V7H197ZM102 7H105V8H102ZM112 7H114V8H112ZM118 7V8H117ZM125 7V8H124ZM164 7H165V10H164ZM11 8H13V7H11ZM15 8V7H14ZM18 8V7H17ZM109 10H108V9ZM112 8V9H111ZM117 8V9H116ZM199 8V9H198ZM8 9V10H7ZM16 9V8H15ZM116 9V10H115ZM191 9H193V10H191ZM3 10V11H2ZM6 10V11H5ZM12 10V9H11ZM17 10V9H16ZM20 10V9H19ZM41 10V11H40ZM42 10L45 12H42ZM112 10V11H111ZM119 10V11H118ZM165 12H164V11ZM174 10V11H173ZM178 10V11H177ZM225 10H227V11H225ZM29 11H32V10H29ZM28 10L27 11H25V12H28L29 14H32V12L30 13ZM121 11H122V13H121ZM163 11V12H162ZM177 11V12H176ZM192 11V12H191ZM20 12V11H19ZM118 12H120V14H116V13H118ZM160 12L161 13H163L162 15L160 14ZM174 12H175V14L176 15H174ZM41 13V14H40ZM50 13H52V12H50ZM5 14H7V15H5ZM18 14H20V13H18ZM136 14V15H135ZM39 17H38V16ZM126 15V16H125ZM128 15H130V16H128ZM134 15L136 16L135 18H134ZM23 17V19L26 17V21L25 20H23V22H21V20H19V17ZM42 18H44V19H42ZM51 16V15H50ZM138 16L139 17H141L140 19H138ZM194 16V17H193ZM197 16V17H196ZM200 16V17H199ZM252 16V17H251ZM262 16V17H261ZM11 17V18H10ZM32 17V18H31ZM33 17H35L34 18V20H33ZM115 17V16H114ZM124 17V18H123ZM133 19V21H132V19ZM217 17H219V18H217ZM251 17V18H250ZM259 17H261L262 19H259ZM28 18H30L29 20H31L32 21V24L31 23H28ZM39 18V19H38ZM49 18V19H48ZM157 18H159V20L157 19ZM165 18V19H164ZM222 18V19H221ZM14 19H17L16 20V22H15V20ZM52 19V20H51ZM53 19H55V20H53ZM116 19V18H115ZM128 19H127V21L125 22V23H127L128 22ZM135 19V20H134ZM185 19V20H184ZM201 19V20H200ZM49 20L50 21H52V23H53V21L55 22V23H57L58 22V24L60 23V25H58V29L60 28V32H59V30H57L58 32H57V34H55L56 32H54V29H55V27H54V24L52 25V23H50L49 22ZM61 20V21H60ZM117 20L119 21V19L117 18ZM9 21V22H10ZM57 21V22H56ZM116 21V20H115ZM138 21H139V23H141V24H144V25H142V27H141V24H140V26H139V23H138ZM157 21V22H156ZM159 21V22H158ZM171 21V22H170ZM183 23H185V24H183ZM200 21V22H199ZM218 21V22H217ZM223 21V22H222ZM25 22V23H24ZM27 22V23H26ZM30 22V21H29ZM121 22V21H120ZM119 22V23H120ZM144 22H146V23H144ZM217 22V23H216ZM245 22V23H244ZM23 23V24H22ZM158 23V24H157ZM173 23V24H172ZM175 23V24H174ZM215 23V24H214ZM15 24V25H14ZM46 24V25H45ZM129 24V25H130ZM198 24V25H197ZM56 25V24H55ZM63 26V27H60V26ZM147 25V26H146ZM150 25V26H149ZM152 25V26H151ZM156 25V26H155ZM175 27H174V26ZM51 26V27H50ZM82 26H83V28H82ZM128 26V25H127ZM146 26V27H145ZM155 26V27H154ZM165 26V27H164ZM173 26V27H172ZM260 26V27H259ZM25 27H26V29H25ZM30 27V28H29ZM52 27H54V29H52V30H49V28H52ZM118 28V32H120L121 33V30H123V31H125L123 34L121 33H119L118 34V32L116 31L117 30V28ZM148 27H150V28H148ZM157 27V28H156ZM162 27V28H161ZM164 27V28H163ZM66 28H68L67 29V33L68 32H70V33H68L67 35L65 34V36H64V34H62L64 31L66 32ZM72 28V27H71ZM70 28V30H72ZM148 28V29H147ZM156 28V29H155ZM177 28V29H176ZM238 28V29H237ZM31 29V31H28V30H30ZM39 29V28H38ZM57 29V28H56ZM128 29H130V28H128ZM138 29H139V31H138ZM141 29V30H140ZM146 29H147V31H146ZM233 29H234V31H233ZM236 29V30H235ZM28 31V33H26L27 31ZM34 30V31H33ZM48 30H49V32H48ZM151 30V31H150ZM155 30V31H154ZM122 31V32H123ZM127 31V32H126ZM203 31H205V32H208L207 34L204 32L203 33ZM232 31H233V33H232ZM33 32H35V33H33ZM64 32V33H65ZM139 32V33H138ZM174 32V33H173ZM29 33H30V35H29ZM49 33V34H48ZM60 33V34H59ZM88 33V34H87ZM145 34L146 35V37L147 38H149L150 36L149 35H151V33H152V37L151 38H149V41L148 42H143V39L145 38V37H142L141 35L142 34ZM231 33V34H230ZM235 33V34H234ZM35 34V35H34ZM47 34V35H46ZM115 34V35H116ZM171 34V35H170ZM173 34H174V36H173ZM201 34H202V36L203 37H201ZM203 34H205V35H203ZM38 35L40 36V37H38ZM57 35V36H56ZM84 35V36H85ZM123 35V36H122ZM144 35V36H145ZM155 37H154V36ZM170 35V36H169ZM235 35V36H234ZM60 36H61V38H60ZM133 36V37H132ZM149 36V37H148ZM205 36V37H204ZM231 36H232V38H231ZM234 36V37H233ZM67 37H69V38H67ZM119 37H120V39H122V40H124V41H126V42H124V43H120L122 40H120L119 39ZM170 37V38H169ZM82 38V37H81ZM80 38V40H82ZM143 38V39H142ZM153 38H154V43L152 44V40H153ZM158 38V39H157ZM174 38V39H173ZM52 39V40H53ZM59 39H61V41L59 40ZM91 39H89V40H91ZM130 39H134L135 41H132V40H130ZM146 39V38H145ZM144 39V41H146ZM150 39H152V40H150ZM206 41H205V40ZM41 40H43V41H41ZM51 40V39H50ZM148 40V39H147ZM174 40V41H173ZM199 40H201V42L199 41ZM236 40V41H235ZM34 41H36V40H34ZM83 41V40H82ZM170 41H172V42H170ZM177 41V42H176ZM182 41V42H181ZM66 42H64V43H66ZM138 43L137 44V48H133V50H132V44L133 43ZM144 43V47H141V45H142V43ZM164 42V43H163ZM170 42V43H169ZM179 42H181V43H179ZM198 42V43H197ZM203 42H204V44H203ZM50 43H52L51 45H50ZM73 43V44H72ZM101 43H103V45L101 44ZM139 43H141V44H139ZM175 43V44H174ZM201 43V44H200ZM257 43V44H256ZM40 44V46H41V43H39ZM48 44H49V47H50V49L52 48L53 50H50L49 49V47H48ZM59 44V43H58ZM67 44V43H66ZM88 44V47L86 46ZM96 44V45H95ZM179 44H181V45H179ZM63 45V44H62ZM83 45L86 47V49H87V51H89V53H87V51H86V49H85V47L83 48ZM102 45V46H101ZM127 45H125V46H127ZM139 45H140V47H139ZM203 45H207V48H205ZM254 45V46H253ZM42 46H41V48H42ZM74 46H76V48L74 47ZM96 46V47H95ZM134 47L136 46V45H133ZM149 46V45H148ZM147 47L148 49H151L152 50V47ZM172 46H173V48H172ZM209 46V47H208ZM257 46V47H256ZM57 47H59V48H62L61 49V51H63V49H64V45L62 46V47H60V46H57ZM66 47V48H67ZM109 47V48H108ZM166 47V48H165ZM176 47H178V48H176ZM259 47V48H258ZM260 47L262 48V49H260ZM1 48L3 49L2 50V53H4V52H7V54L6 53H4L5 55H6V57L5 58H3V60H2V58H0V65L2 66H0L1 68H2V71H0L1 73H3V74H5V75H9V77L11 76V74L9 73H7V72H5L4 73V71H5V69L7 70V68H8V72H9V67H11L10 69H12V67L14 66V64H15V62L17 61V60H19V61H17L16 62V66H14V68L12 69V70H10V72H12V74H13V76H20L21 75V77H19V78H22V76H25L24 78H22V79H18V77H13L14 79H16V80H19V81H21V82H24V81H28V79H29V75H30V79L31 80H33V82L35 83V81L37 80L36 78L37 77H39V79H38V83H37V81H36V83H35V85L36 84H38V86L39 87H41V89L43 88V87H45V85H44V83L46 84V85H49L48 84V82H49V80H50V78H51V80L52 79H54V77L56 78V79H58V81H56V79H54L56 82H58V84L57 83H54L53 85L55 86V84L58 86V88H61V87H64L65 88V86H63V85H65V84H69V86L68 85H66V87L67 88H70L69 90H73L72 92H70V93H66L67 92V88H65V89H60V91L62 90V91H64V93H66L67 94V96H70V95H68V94H74L75 93V97L74 96H72V99L74 98V100L73 101H77V102H80L81 100L83 101V103H85L86 104V101L88 102V106H92L93 105V107L96 109V106L97 105H99V104H101V102H102V100H104L105 102L106 101H108V100H105L106 98L107 99H110V97L111 96H113L114 97V93L112 94V92H111V94H109V93H104V92H101L100 93V91L102 90L101 88V90H99V91H97V89H95V88H97V87H99V86H101V85H98V84H101V83H99V82H101V81H103L104 79L102 78L101 79V77H100V75H103V74H98L97 73V70L99 71V69H94L93 70V68L92 67H90V69L91 70H93V71H91L90 69H86L87 70V72L88 71H90L89 73H86V72H84V74H85V78L86 79H88V83L86 84V82H87V80L86 79H84L85 80V82H84V80L82 79V81H80V79L79 80H77V82H76V79L77 78H79V77H77V69L76 70H74L75 69V67H73L74 69H73V74H71V76H69V74H67V75H62L61 73H60V71H57L58 73V75L59 74H61L62 76H63V78H61L60 76L61 75H59V77H58V75H53V74H55V73H53V74H51L52 72H54V71H49V70H47V69H49V68H53V70L55 69L54 67L56 66L55 64V66H51V65H53V63H51V65H49L48 64V62H47V65L48 66H51V67H49V68H47L46 66V63H42V66L41 67H39L41 64H33L34 62H32L31 63V67H30V63L27 61V59H29V61L31 60V58L30 57H28V55L26 54H24L23 56H25V57H23V56H20V57H18L17 56V54L16 53H12V54H15L17 57H15V55H12L10 52H9V50L8 49H6L5 48V50H4V46L3 45H0V50H1ZM69 48H67L66 50H64L63 52H65V51H67ZM100 50H99V49ZM116 48H118V49H116ZM154 48V47H153ZM168 48V49H169ZM176 48V49H175ZM210 48V49H209ZM216 49V51L215 50H213V49ZM83 49H85V50H83ZM98 49V50H97ZM111 49V50H112ZM156 50H157V47L155 48ZM181 49V50H180ZM202 49V50H201ZM206 49V50H205ZM211 49H212V51H211ZM246 49V50H245ZM6 50H8V51H6ZM69 50H71V49H69ZM154 50V49H153ZM160 50H158L159 52H160ZM167 50V49H166ZM176 50H177V52L179 53V55L180 54H182V56H183V54H185L181 59H177V58H179V57H177V56H179L178 54H177V52H176ZM187 50V51H186ZM206 52H205V51ZM208 50H210V51H208ZM259 52H258V51ZM261 50H262V52L263 53H261L260 54V52H261ZM78 51V50H77ZM76 51V53L74 52L73 54L75 55V54H79V53H81L80 51H79V53ZM101 51V52H100ZM157 51V52H158ZM186 51V52H185ZM201 51V52H200ZM215 52V55H216V59L214 58V52ZM146 52V51H145ZM156 51H155V53H157ZM158 52V53H159ZM174 52V53H173ZM176 52V53H175ZM182 52V53H181ZM189 52V53H188ZM209 52V53H208ZM241 52V53H240ZM255 52H256V54H255ZM258 52V53H257ZM8 53H10V55H8ZM67 53H72V51H67ZM98 55H97V54ZM128 53V55H130L129 54V52H127ZM138 53H136L137 54V57H136V55H134V57H132V58H130V59H133V58H135L136 60H138L137 58H139L140 59V57H139V54ZM188 53V54H187ZM3 54V55H4ZM20 54H23V53H20ZM65 54H66V52H65ZM72 54V56L73 57H75L74 55ZM83 54V53H82ZM80 55L79 54V56H83V55ZM112 56H111V55ZM115 54V53H114ZM135 54V53H134ZM144 53H142V55H143ZM147 54V53H146ZM145 54V55H146ZM175 54H177V56L175 55ZM191 54V55H190ZM204 54V55H203ZM209 54H211V57L208 59L207 57L209 56ZM259 54V55H258ZM4 55V56H5ZM8 55V56H7ZM103 55V56H102ZM108 55H110V58H109V56ZM127 55V56H128ZM168 55V54H167ZM190 55V56H189ZM2 55H1V52H0V57H1ZM4 56H2V57H4ZM100 56V57H99ZM102 56V57H101ZM105 56H106V59L109 61V62H106L107 60L105 59ZM220 56V57H219ZM244 56V57H243ZM260 56V57H259ZM12 57H14V60H15V58H16V60H15V62H13L12 61ZM58 57H59V55H58ZM69 57H71V56H69ZM130 57H131V55H130ZM145 56H143V58H144ZM147 57V56H146ZM195 57V58H194ZM198 57V58H197ZM11 59V60H9V59ZM17 58H19V59H17ZM79 59H80V57H78ZM120 58V59H121ZM142 58V57H141ZM21 59H22V61H25V62H22L21 61ZM71 59H73V58H71ZM82 59H84L82 62H85V58L83 57ZM81 59V60H82ZM103 59H105L104 60V64H102L101 62H103L102 60ZM123 59V61L124 62H126L125 63V65L126 66H132L133 65V68H134V65L136 64H138L137 62L138 61H136L135 63H133V60H132V62L130 61V63L129 62H127L126 61V59L124 60ZM135 59H134V61H135ZM212 59V60H211ZM228 59V60H227ZM9 60V61H8ZM94 60H96V61H94ZM113 61V62H110V61ZM128 61H129V59H127ZM140 60H143V59H140ZM146 60H148V58L146 59ZM2 61V62H1ZM86 61H87V59H86ZM87 61V62H88ZM89 61V62H90ZM149 61V60H148ZM177 61V62H176ZM212 61L214 62V63H212ZM216 61V62H215ZM221 61V62H220ZM226 61H228V62H226ZM246 63H245V62ZM248 61H249V63H248ZM7 62H13V63H10V66H9V64H7ZM26 63L27 62V64L29 63V65H27V64H22V63ZM89 62H88V65H87V67L88 66H90L89 65ZM91 62H90V64H91ZM117 65L119 64V60H117ZM122 62V61H121ZM140 62V61H139ZM143 62V61H142ZM150 62V61H149ZM210 62V63H209ZM229 62H230V64H229ZM251 62V63H250ZM17 63H19V64H21L22 66H25L24 68L23 67H19L20 65H17ZM38 63V62H37ZM96 63V64H97ZM106 63H108V64H106ZM132 63V64H131ZM147 63V62H146ZM206 63H207V65H206ZM212 63V64H211ZM222 63V64H221ZM224 63V64H223ZM227 63V64H226ZM248 63V64H247ZM84 64V63H83ZM82 64V65H83ZM96 64H95V66H96ZM98 64H97V66H98ZM106 64V65H105ZM143 64H145V63H143ZM148 64V63H147ZM147 64H146V66H147ZM202 64V65H201ZM211 65V67H210V65ZM213 64H215V65H213ZM226 64V65H225ZM5 65H7L6 66V68H4V70H3V66L5 67ZM27 65V66H26ZM34 65H36V66H38V69L39 70H37V69H35V68H37V67H35ZM46 65V66H45ZM59 65V64H58ZM73 65H75V64H73ZM85 65V66H84ZM83 66L84 67H86V63L84 64ZM105 65V66H104ZM120 65H121V63H120ZM125 65L123 64V67L124 68H126L125 67ZM149 65V64H148ZM230 67V68H228V66ZM238 65V66H237ZM19 68H18V67ZM28 66H29V68H28ZM46 67V70L47 71H44V69H45V67ZM92 66H94L93 64H92ZM109 66V67H108ZM119 66V65H118ZM129 66H128V72L130 71V68H129ZM139 66V65H138ZM141 66H143L142 64H141ZM178 66V67H177ZM199 66V67H198ZM226 66V67H225ZM242 66H243V68H242ZM247 66H249L250 67V69H249V67L247 68ZM253 66V67H252ZM261 66V67H260ZM59 67H60V65H59ZM76 67H78L77 65H76ZM120 67H122V65L121 66H119V67H117V66H115V68L113 69V70H115L114 72H116V74L120 71ZM145 67V66H144ZM148 67V66H147ZM193 67V68H192ZM195 67V68H194ZM197 67V68H196ZM213 67V68H212ZM15 68H17L18 69V71L15 69ZM23 68V69H22ZM34 68V70H35V72L32 70ZM44 68V69H43ZM61 68V67H60ZM79 68V67H78ZM89 68V67H88ZM99 68V67H98ZM111 68V69H110ZM120 68V69H119ZM123 68V69H124ZM143 68V67H142ZM200 68V69H199ZM211 68H212V71H211ZM233 68V69H232ZM237 68H239V70H240V68H242V70L243 71H245L244 73L241 71V74H243L242 76H241V74H240V71L239 70H237ZM14 69H15V71H17V72H19V70L21 71L22 70V73L23 72H25L26 73V71H28V70H30V71H28L25 75H23V74H20V72L19 73H17V72H15L14 71ZM27 69V70H26ZM57 69H59V68H57ZM63 69V68H62ZM80 69V68H79ZM100 69V70H101ZM123 69H121L122 71L121 72H119L118 74H120V73H122L123 72ZM147 69H149V67L147 68ZM194 69V70H193ZM229 69H231V70H229ZM246 69V70H245ZM37 70V71H36ZM43 70V71H42ZM125 70V69H124ZM229 70V71H228ZM233 70H234V72L236 73V74H234L233 73ZM13 71L15 72V73H17L16 75H14V73H13ZM77 71V72H76ZM81 71V70H80ZM132 71H133V69H132ZM197 71V72H196ZM211 71V75L213 76V78L211 77V75L210 74H208L209 72ZM216 71H217V73H216ZM239 71V72H238ZM47 74L46 76H45V73ZM83 72V71H82ZM82 72H78V75L80 74V76H81V73ZM94 72H96L97 74H98V78H97V76H92L93 75V73ZM104 72H106V70L104 71ZM113 72V71H112ZM113 72V73H114ZM128 72H123L121 75H118L117 74V76L119 77V80H122V76H124L125 75V73H126V75H125V79H126V77L128 76ZM214 72V73H213ZM226 72V73H225ZM237 72H238V74H240V75H238L237 74ZM29 73V74H28ZM32 73V74H31ZM100 73H101V71H100ZM103 73V72H102ZM107 73V72H106ZM106 73L104 74V75H106ZM107 73V74H108ZM135 73V72H134ZM192 73V74H191ZM195 73H197V74H195ZM257 73V72H256ZM255 73V74H256ZM20 74V75H19ZM40 74V75H39ZM50 74V75H49ZM87 74V75H86ZM90 76H89V75ZM96 74V75H97ZM115 73H114V75H116ZM132 74H133V72L131 73V74H129V75H131V78L132 77H134V74H133V76H132ZM233 74V76L235 77H233V76H231L230 77V75H232ZM260 74V73H259ZM38 75V76H37ZM51 75H53V76H51ZM73 75V76H72ZM112 75V74H111ZM110 74L108 75L109 77L111 76ZM114 75H113V77H114ZM196 75H198V76H196ZM226 75V76H225ZM235 75H237V77L235 76ZM245 75V76H244ZM262 74H260L259 76L262 78L263 76H264V74L261 76ZM26 76H28V79H26L25 80V78H26ZM35 76H37L36 78H34ZM47 76H49L48 78L49 79H47L46 77ZM87 76H89V77H91V80H96L95 82H96V84H97V86H96V84H95V82L94 83H92L91 82V80H90V78L88 77L87 78ZM107 76V75H106ZM196 76V77H195ZM58 77V78H57ZM65 77V78H64ZM72 77V78H71ZM73 77L75 78V80L73 79ZM77 77V78H76ZM94 77H96L95 79H94ZM100 77V78H99ZM118 77H116V78H118ZM210 77V78H209ZM239 77V78H238ZM34 78V79H33ZM41 78V79H40ZM46 78V79H45ZM66 78H69V80H67V81H65V79ZM83 78V77H82ZM110 78H112V76L110 77ZM110 78L109 79H107L108 81H106V80H104V83H105V81H106V83L107 84H109L110 83V81L112 80V79H114V78H112L111 80H110ZM129 78H130V76H129ZM230 78H231V80H230ZM234 78V81H232V79ZM24 79V81H22ZM29 79V80H30ZM36 79V80H35ZM70 79H72L71 81H70ZM101 79V80H100ZM209 79H213V84H214V86H213V84H211V82H209V81H211V80H209ZM226 79V80H225ZM236 79V80H235ZM238 79V80H237ZM28 81V83H30L31 84V82L32 81ZM40 80V81H39ZM54 80H52L53 82H54ZM63 82V84H62V82ZM99 80V81H98ZM128 77H127V82H128ZM132 80V82L130 81V83L133 85V81H136V79H135V77L134 78H132L131 79ZM46 81V82H45ZM48 81V82H47ZM69 81V82H68ZM75 81V82H74ZM78 81H80V82H78ZM33 82H32V84H33ZM64 82H66V83H64ZM90 82L92 83V85H95L94 87H92L91 85H90ZM109 82V83H108ZM112 83H110L113 87H115V84H113V82L115 83L116 82V80H114V81H111ZM228 82H230V83H233V84H231L230 86H232V88H230V86H228L229 85V83ZM52 83V82H51ZM72 83H75L76 84V86L75 85H73ZM81 83V84H80ZM82 83H84L85 85L84 86H89L88 88L89 89H91V96H92V98H91V96H89L90 95V90H88V88H86L87 89V91L85 92V88H83V89H81V86L83 85ZM129 83V82H128ZM135 83V82H134ZM72 84V85H71ZM79 84V85H78ZM89 84V85H88ZM50 85H52V84H50ZM49 85V86H50ZM52 85V86H53ZM104 84H102V86L101 87H104L103 86ZM110 85V86H111ZM204 85V84H203ZM203 85H202V87H203ZM49 86H47V87H49ZM57 86H55L56 88H57ZM60 86V87H59ZM71 86V87H70ZM73 86V87H72ZM91 86V87H90ZM105 86L106 87H108V85H106L105 84ZM116 86H118V84H117V82H116ZM210 86V87H209ZM263 86V87H262ZM262 86H260V89H264V78H262ZM51 87V86H50ZM83 87V86H82ZM113 87H110L111 88V90H112V88ZM119 87V86H118ZM213 89H212V88ZM227 87H228V89H227ZM46 88V87H45ZM45 88H43L44 90H45ZM52 88V87H51ZM51 88H47V89H51ZM56 88H53V89H56ZM76 88V89H75ZM115 88H117V87H115ZM206 88V89H205ZM80 89H81V91H80ZM104 89V88H103ZM209 89V90H208ZM212 89V90H211ZM217 89V90H216ZM227 89V90H226ZM59 90V89H58ZM94 90L96 91V92H94ZM107 90V89H106ZM120 91H121V89H119ZM206 90H208V91H206ZM79 91V92H78ZM82 91H83V96H82ZM104 91H105V89H104ZM113 91H115L116 93H118L119 92V96H121L122 97V95H120V94H126V92L125 93H121L120 91H118V89H117V91L116 90H113ZM211 91V92H210ZM231 91V90H230ZM232 91H233V89H232ZM231 91V92H232ZM46 92H47V90H46ZM48 92L50 93V95H51V91L50 90H48ZM54 92V91H53ZM52 92V93H53ZM58 92V91H57ZM56 92V93H57ZM79 94H78V93ZM99 92V93H98ZM214 92V93H213ZM64 93H62V94H64ZM77 93V94H76ZM85 93V94H84ZM89 93V94H88ZM97 93V94H96ZM115 93V94H116ZM211 93V94H210ZM264 93V92H263ZM53 94H55V93H53ZM52 94V95H53ZM87 94H88V96H87ZM98 94H100V95H98ZM104 94V95H103ZM106 94V95H105ZM107 94H109V95H107ZM131 94H133V93H131ZM130 94V95H131ZM52 95H51V99H53V100H51L52 101V103H53V101L55 102V103H53V105L52 104H50V106H51V108L53 109V111L55 112V114H56V112H58V116L56 117V115L54 114V113H52L53 114V120L52 121H49V122H51V124L52 125H54V123H55V127H54V130H56L58 133H60V134H67V137L69 138V139H71V137H72V139L71 140H73V141H75L74 139V137H76L77 139L76 140H79L80 138L79 137H82L80 140L82 141V140H84V138H87L88 136V138H92V139H96V137H97V139H101V140H103V142L104 143H106V144H110L111 146H113L114 148H117V147H121V146H124V145H120V143H119V145H118V143L116 144V142L114 143V140L113 139H111V137H110V135H106V134H109V133H100V134H102V136H99L98 134H94V132H96L97 130L96 129H94L95 131L93 132V130H90L93 126H90L89 128L88 127H83V124H88L87 122H90V120L92 119H90V118H88V120L89 121H87V122H83V124H80L82 121H81V119H80V123L78 122V124H77V121L76 120H78V118H77V116L76 115H79V117H81L80 115L82 114V117H83V114H84V112L82 113V112H80V114H78V110L77 111H75V109H74V111L75 112H77V114L75 113V112H73L74 114H72L71 112L73 111V109L72 108H74L75 106H74V103H70L69 102V106H70V104H71V106H72V108H69V106H68V104H66V106H63V105H65V104H62V103H60V101L63 99L64 100V98L66 99V97H64V98H62V96H60V93L57 95H53L55 98H53L52 97ZM86 95V96H85ZM106 96V98H104V97H102V98H104V99H102L101 98V96ZM117 95V94H116ZM117 95V96H118ZM127 95H129V93L127 94ZM58 96V97H57ZM61 98H60V97ZM66 96V95H65ZM70 96V97H71ZM77 96H79V98L78 99H80V100H78V99H75V98H77ZM95 96V97H94ZM100 96V97H99ZM107 96H109V97H107ZM57 97V98H56ZM69 97V98H70ZM82 99H81V98ZM86 97V98H85ZM97 97V98H96ZM98 97L99 98H101L102 100H100V101H96V100H99L98 99ZM113 97H111V98H113ZM116 97V96H115ZM121 97H119V98H121ZM128 97V96H127ZM126 97V95H125V98L123 99V97H122V102H120L118 99H115V100H117V101H119L120 102V104L116 107V104H113L115 107L113 108V109H111V107L110 106H112V105H110V102H111V100L112 99H110V101L108 102L109 104H107V106L109 105V107H105V102L103 101V104H101V105H99V107L97 106V110L98 109H102V108H100V107H103V108H105L104 110H105V113H106V109H109V110H111V111H109V112H107L108 114H112L113 115V119L114 120H112V116L111 117H108V116H110V115H107V116H105L104 114H103V110H99L101 113V115H102V117H108L109 118V120H111V124H113L114 122H112V121H118L119 120V118H120V120L121 119H126V117H127V119L123 122V120L120 122V121H118V124H116V125H119L120 123H121V125H119L118 127H120V126H122V124H124L125 122H127V128H128V130L126 129L125 130V128L126 127H124V133H125V131H128V133H126V136L128 137H130L131 139H132V142H136V139H135V137H136V135H137V137H138V139H140V142H143V141H141V138H143L144 136H142V137H140L139 138V136H138V134H140V132L139 133H136V132H138V130H140V128L136 125L135 126V124L128 118L129 117V114L130 113H132L133 112V110H134V108H135V103H133V97H130V99L131 98H133V99H131L128 103L127 102H125V99L127 98ZM41 98H43V97H41ZM214 98V99H213ZM226 98H227V100H226ZM56 99H59L60 101L58 102V100H56ZM68 99V98H67ZM66 99V100H67ZM85 99H87L85 102H84V100ZM90 99H92V100H90ZM95 99V101H93ZM114 99V98H113ZM217 99V100H216ZM65 100V101H66ZM115 100H113L114 102H116ZM127 100H129V97L126 99V101ZM232 100V101H231ZM68 101H70V100H67L66 102L68 103ZM72 101V100H71ZM226 101V102H225ZM56 102L58 103V105L56 104ZM62 102H64V101H62ZM76 102V103H77ZM91 102H93V103H91ZM124 102V103H123ZM62 105V107H61V105ZM76 103H75V105H76ZM82 103V102H81ZM107 103V102H106ZM235 103V104H234ZM54 104H56V105H54ZM78 104V103H77ZM80 104V103H79ZM78 104V106L79 107H81V105H79ZM94 104H96V106L94 105ZM131 104H134L133 105V109H132V107H131V109L132 110H127V108H130V106H131ZM104 105V106H103ZM217 105H215L216 106V108H217ZM226 105H227V107H226ZM234 105H236V106H234ZM70 106V107H71ZM87 106V105H86ZM85 106V107H86ZM57 107H60V110L63 112V114H66V116H67V114L69 115V116H71V117H69V116H67V117H64V116H62L63 117V119L61 118V115L62 114H59V108L57 109ZM63 107H65V108H67V110H65L66 112L68 111V110H70V111H68L67 113L64 111V109H62ZM113 107V106H112ZM76 108L77 109H80V108H78L77 106H76ZM94 108H92L93 109V111H95L94 110ZM117 108V109H116ZM124 109L123 111L121 110V109ZM243 108H245V109H243ZM57 109V110H56ZM83 109H84V106H83ZM86 109V108H85ZM85 109H84V111H85ZM87 109H89L88 107H87ZM114 109H116V111H114ZM127 110V112H126V110ZM80 110H82V109H80ZM244 111V112H242V111ZM83 111V110H82ZM87 111H89V110H87ZM108 111V110H107ZM120 111V112H119ZM224 111H225V113H224ZM239 111H241V112H239ZM86 112V111H85ZM89 112H91V111H89ZM111 112V113H110ZM115 113V115H114V113ZM245 112H246V114H245ZM88 112H86L85 114H87ZM94 114V116H98V117H100V120H101V116H99V114H97L96 113V111L95 112H93ZM96 113V114H95ZM99 113V112H98ZM120 113H125L124 114V117H123V115L121 114V115H119ZM126 113H128L127 115H126ZM228 113V114H227ZM76 114V115H75ZM91 114V113H90ZM237 114V115H236ZM241 114V115H240ZM243 114V115H242ZM254 114V115H253ZM75 115V116H74ZM93 115H91V116H93ZM60 116V117H59ZM88 116V115H87ZM233 116V117H232ZM69 117V119H73V118H76L75 119V122H71V121H69V119H66V118H68ZM73 117V118H72ZM89 117H90V115H89ZM95 117V118H96ZM227 117V118H228ZM238 117V118H237ZM241 117V118H240ZM59 118H61L60 120H57V119H59ZM84 118V119H83ZM82 118V120L84 121L85 120V117H83ZM94 118V117H93ZM108 118L107 119H103L102 121H104V120H108ZM111 118V119H110ZM228 118V119H229ZM235 118H237L236 120H235ZM240 118V119H239ZM64 119H66V120H64ZM87 119V118H86ZM98 120H99V118H97ZM230 119V120H231ZM243 119L245 120V121H243ZM57 120V121H56ZM96 120V119H95ZM99 120V121H100ZM108 120V121H109ZM255 120V121H254ZM60 121V122H59ZM66 121H69V122H66ZM74 121V120H73ZM91 121H94V120H91ZM97 121V120H96ZM101 121V122H102ZM63 122H64V124H63ZM105 123H109V122H106V121H104ZM120 122V123H119ZM244 122V123H243ZM246 122V123H245ZM253 122H254V124H253ZM256 122V123H255ZM91 123V125H92V123H94V122H90ZM97 123V126H96V128L98 127V122H96ZM96 123H95V125H96ZM103 123V122H102ZM101 123V124H102ZM116 123V122H115ZM65 125V129L63 128V125ZM67 124V125H66ZM72 124V125H71ZM110 123L108 124L109 126L111 125ZM239 124V125H238ZM243 124H245V125H243ZM253 124V125H252ZM62 125V126H61ZM75 125V126H74ZM78 127H77V126ZM94 125V126H95ZM104 125V123L102 124V126ZM113 125H115V124H113ZM124 125H126V123L124 124ZM241 125V126H240ZM243 125V126H242ZM258 127H260V128H258ZM260 125V126H259ZM86 126H88V125H86ZM102 126L100 127V129L101 130H103L102 129ZM106 126V125H105ZM248 126V127H247ZM59 127H61V128H59ZM110 127H113V126H110ZM115 127V126H114ZM118 127H115L114 128V130L117 128L118 130H119V132H120V130L121 129H119ZM135 127L138 129H136L135 130ZM241 127H243V128H241ZM245 127H247V128H245ZM252 127H254V128H252ZM257 127V128H256ZM74 128V129H73ZM84 128V129H83ZM88 128V129H87ZM99 128V127H98ZM120 128H122V127H120ZM59 129H61V130H64V132L63 131H60ZM79 129V130H78ZM81 129H83L82 131H84V132H81ZM100 129L97 131L98 133H99V131H100ZM110 128H108V126H107V132H108V130H109ZM255 129H256V131H257V133H256V131H255ZM258 129V130H257ZM260 129H262V130H260ZM77 131V133L78 132H80L79 134H77L76 133V131ZM111 130H113V129H111ZM122 130H123V128H122ZM121 130V131H122ZM259 130L261 131V133L259 132ZM87 131V132H86ZM104 131V130H103ZM245 131V130H244ZM66 132V133H65ZM88 132H89V134H88ZM91 132V133H90ZM104 132H106V131H104ZM113 132V131H112ZM111 132V133H112ZM118 132V131H117ZM259 132V133H258ZM71 133V134H70ZM93 133V134H92ZM115 133V132H114ZM113 133V134H114ZM68 134H70V135H68ZM91 134V135H90ZM117 136H119L118 137V140H119V138H121L122 136L121 135H119L118 133H115ZM136 134V135H135ZM258 134V135H257ZM73 135H75V136H73ZM87 135V136H86ZM259 135L261 136V137H259ZM104 136V137H103ZM121 136V137H120ZM94 137V138H93ZM101 137V138H100ZM103 137V138H102ZM124 137H125V134H124ZM107 138H109L110 140H108ZM115 138V137H114ZM123 139H124V142H127V140H125V138H122V141H123ZM137 139V140H138ZM111 140H113L112 142H110ZM130 140V139H129ZM142 140H144V139H142ZM109 141V142H108ZM115 141H117V139L115 138ZM131 142V141H130ZM138 143H140L139 141H137ZM114 143V144H113ZM146 143H148L149 145H150V143H151V139L150 138H146ZM123 144V143H122ZM126 144H128V148H127V150H126V152L125 153H129V156L130 157H132L133 159H135L136 158V155L135 154H137V156H138V154H140L137 158H138V161L139 162H142L143 163V161L145 162V163H143V164H145L146 166H148V167H150V168H153V169H156L157 171L158 170H160L159 172H161L162 171V175H163V172L165 171V172H169V173H171L173 176H171V177H173L172 179H173V181L171 180V178L169 179V177H166V176H168L167 174L168 173H166L164 176H165V178L168 180L169 179V183H168V186H167V189L169 190V201H170V203H169V206H170V208L171 207H175V206H177L176 207V209H175V211L177 210V213H178V215L180 214V216H182V215H185V212L184 211H189L188 209L190 208L189 207V205L191 206V208H190V213H192V210H198L199 208H201V209H205V208H208L207 206H210V203L213 205V211H215V213L217 214V216L220 218L221 217V215H222V213H223V215H222V217L220 218V219H223V221L225 222V225H228V224H235V222L233 221L234 219L236 220V224L238 225V226H240L241 224H243L244 225V223H242V222H244L243 220H241L243 217H241L239 214H235V216H236V218H234V219H229V217L230 216H233L232 214H234L233 212H232V210H230V207H228V208H226L227 210H225V209H222L221 207H219L218 205L219 204H222L223 206L225 205V207H227V205L229 204V206H230V204H234V203H231V201H232V199H229L228 200V195H227V193H226V189L223 191L222 190V192H223V194H225L224 196V198H222V197H219V196H216V197H211L210 196V199L209 198H207L208 197V193H209V191L208 190H210V189H212V190H215L216 188H217V190L219 191L220 189H221V187H220V189H218V187L216 186L215 187V185L214 184H211L210 185V183H211V180H210V177H209V180H208V182H210V183H208L207 182V180H206V182H205V179H207L208 178V176H207V171L204 169V170H201V168H199V169H196V168H198L196 165H193V164H191V163H189V162H187L186 163V161H185V164L183 163V164H181L180 166H182V167H178L179 166V164H178V168H180V169H176V167H174V165L176 164V162L174 163V162H171V164H169V163H167L168 165H172V163L174 164L173 165V167L174 168H169L168 167V165H166L165 164V162H167V160L164 158L163 159V157H162V154H159V153H157L156 151H155V153H153V152H151L152 154H151V157H150V155L149 156H147V158H149V159H147L146 158V156H145V153H146V155H147V150L146 149H151L152 147H151V145H150V147L149 146H145L144 145V143H141V149H139V153L137 152L138 150H137V148L136 147H134L132 144H129V142H127ZM117 145V146H116ZM145 146V147H144ZM152 146H154V144L152 145ZM156 146V145H155ZM144 147V148H143ZM157 147V146H156ZM122 148H124V149H122ZM122 148H117V149H119V150H121V151H124L125 150V146L124 147H122ZM135 148H136V150H135ZM140 148V147H139ZM143 149V150H142ZM130 150V151H129ZM134 152H135V154H134ZM137 152V153H136ZM154 154V155H153ZM152 156L155 158V159H153L152 158ZM159 156H160V158H161V161H160V158H159ZM135 157V158H134ZM145 158V159H144ZM142 159H144V160H142ZM169 160V159H168ZM170 161V160H169ZM161 162V163H160ZM147 163V164H146ZM157 163V164H156ZM262 163V164H261ZM261 163H260V167L262 166L263 168H264V160L262 159V161H261ZM159 164V165H158ZM164 165V166H163ZM168 168H167V167ZM163 167H165V170H162L163 169ZM187 167L190 169V168H194V172L197 170V172L196 173H194V176L195 177H193L194 179V182H195V180H197V179H199V180H197L196 181V184L194 185V182H193V180H192V176L191 175H193V171H192V174L188 171V169H187ZM262 168V169H263ZM171 169V172L169 171ZM196 169V170H195ZM172 170H173V172H172ZM198 170H201V171H203L204 173H205V175L207 176V178H205L204 179V181L201 179V178H199L200 176H198V172L200 173V171H198ZM180 171L182 172L181 174H180ZM263 171H264V169H263ZM164 172V173H165ZM179 172V173H178ZM191 174H189V173ZM203 172H201V175L202 176H205V175H203L202 173ZM176 174V175H175ZM189 174V175H188ZM170 175V174H169ZM182 176V179H181V176ZM188 175V176H187ZM196 175L198 176L197 177V179H196ZM209 175V174H208ZM204 178V177H203ZM190 179V180H189ZM180 180H182V181H180ZM171 181V182H170ZM175 181V183H172V182H174ZM180 183H179V182ZM190 181V182H189ZM200 181H201V183H200ZM204 182V183H203ZM173 185V186H175V187H173L171 184ZM184 183H186V186H185V184ZM192 183H193V185H192ZM200 183V184H199ZM203 183V184H202ZM176 184L178 185V186H180L179 188H178V186H177V189H176ZM179 184H181V185H179ZM190 185H191V187L193 186V187H195L194 188V190H193V188H192V190L193 191H190L189 190V192L188 191H185L184 189H185V187H186V190H188V189H190L189 187H190ZM182 186V187H181ZM188 186V187H187ZM200 186H202V187H204V188H207L206 189V191H205V193L206 192H208L205 196H206V198L207 199H209V200H207L205 197V201H204V199L202 198L201 200L202 201H204V203H202V201L201 202H196L197 201V197L194 195V194H196L197 192H199V193H201V191H202V189L203 188H201ZM210 186H211V188H210ZM214 187V189H213V187ZM172 188H174V189H172ZM184 188V189H183ZM199 188H201V190L199 189ZM209 188V189H208ZM177 191H176V190ZM186 192V193H184L183 192V190ZM222 189H223V187H222ZM198 190H200V191H198ZM172 191V192H171ZM175 191V192H174ZM211 191V190H210ZM221 191V190H220ZM194 192V193H193ZM217 192V191H216ZM221 192V193H222ZM177 193V194H176ZM204 193V190H203V192L201 193V194H203ZM176 194V196H174V195ZM180 194V195H179ZM197 198V199H195V197L193 196V195ZM192 195V201L190 200L191 198H190V196ZM196 195H198V197H199V199H200V194H196ZM200 195V196H199ZM173 196V197H172ZM186 196H189V197H186ZM203 196V195H202ZM228 197V198H227ZM173 198V199H172ZM180 198H182V200L180 199ZM220 198H222V199H220ZM171 199L173 200V201H171ZM178 199L180 200V201H178ZM220 199V200H219ZM215 200V201H214ZM224 200V201H223ZM190 201V202H189ZM200 201V200H199ZM209 201V202H208ZM211 201V202H210ZM218 201V202H217ZM220 201V202H219ZM221 201H223V202H226V203H221ZM227 201H229L228 203H227ZM172 202V203H171ZM175 202V203H174ZM176 202H178L177 204H176ZM183 202V203H182ZM187 202V203H186ZM194 202L196 203V205L194 206ZM219 203V204H218ZM172 204V205H171ZM187 204H189V205H187ZM200 204V205H199ZM186 205H187V207H186ZM199 205V206H198ZM211 205V206H212ZM215 206V207H214ZM217 206V207H216ZM174 207L172 208V210L174 211ZM256 207V206H255ZM254 206L253 207H248V215H250V218L252 219L253 217H254V219L253 220H256V219H258L257 218V215H260L259 213L257 214L256 212V210H258V212H262L263 211V209H261V207H256L255 208ZM180 208V209H179ZM184 208V209H183ZM216 208V209H215ZM258 208H260V209H258ZM182 209H183V211H182ZM180 210V211H179ZM223 210V211H222ZM252 210H254V213H253V211ZM182 211V212H181ZM219 211H220V213H219ZM219 213V214H218ZM229 213V214H228ZM264 213V212H263ZM221 214V215H220ZM256 216H255V215ZM247 215V216H248ZM252 215V216H251ZM225 216H226V218H225ZM240 218V220L238 219V217ZM262 216H264V214L262 215ZM182 217H185V216H182ZM181 217V218H182ZM191 218V217H190ZM230 218H232V217H230ZM256 218V219H255ZM183 219V218H182ZM185 220H186V217L184 218ZM183 219V220H184ZM191 220H192V218H191ZM237 220H238V222H239V224H238V222H237ZM240 221H241V223H240ZM261 222H263L262 220H260ZM188 222L190 223V221L188 220ZM223 222V223H224ZM246 223V222H245ZM191 225L193 224L192 222L190 223ZM233 224V225H234ZM247 224H249L250 225V227L251 226H253V224L251 225L250 223H246V225ZM264 224V223H263ZM243 225H241V226H243ZM248 225V226H249ZM157 227V229H155ZM249 227V228H250ZM159 228L161 229V227H159L158 225H156V226H154V229L156 230V231H158V232H161V230L159 231ZM186 228H187V226H186ZM185 228V229H186ZM252 228V227H251ZM185 229H183V231H185ZM192 230V227L190 228H188V232L190 231V230ZM248 231V230H247ZM185 232H187V231H185ZM262 233H263V235H264V231H262ZM261 233V234H262ZM219 239V237H220V239L219 240H221V241H219L217 238ZM226 238V237H225ZM223 239V235L221 234V236H215L214 237V239H217L218 241H215L214 239H213V242L215 243L214 244V246L213 245H211V247L213 248V250L214 251H218V249H219V253H221V251L223 252H225L226 251V249L229 247L228 245H229V243L226 241V239ZM263 239H264V236H263ZM225 240V241H224ZM213 242H212V244H213ZM217 242H218V244H217ZM222 244L224 245L223 246V248H221L222 247ZM218 245L219 246H221V247H218ZM216 246V247H215ZM199 247V250L201 249V247L200 246H198ZM197 247V248H198ZM225 247H227V248H225ZM215 248H217V250H215ZM221 249V250H220ZM201 250H204V249H201ZM213 251V252H214ZM233 252V249L231 248V247H229L228 249H227V251L226 252ZM212 250L209 252H202V251H199V253L200 254H205L206 253V255L209 257V255H210V257L209 258H213L212 257ZM210 253V254H209ZM209 254V255H208ZM214 254V253H213ZM215 255H217V254H215ZM215 255H213L214 257H217V256H215Z\"/></svg>", "mask_w": 264, "mask_h": 264}, {"label": "clouds", "instance_id": "clouds-1", "mask_svg": "<svg viewBox=\"0 0 264 264\" xmlns=\"http://www.w3.org/2000/svg\"><path fill=\"white\" fill-rule=\"evenodd\" d=\"M260 231H264V228H261Z\"/></svg>", "mask_w": 264, "mask_h": 264}]
</instances>
